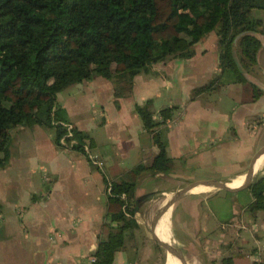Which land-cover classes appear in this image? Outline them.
Returning <instances> with one entry per match:
<instances>
[{
    "label": "crops",
    "instance_id": "0c3cea01",
    "mask_svg": "<svg viewBox=\"0 0 264 264\" xmlns=\"http://www.w3.org/2000/svg\"><path fill=\"white\" fill-rule=\"evenodd\" d=\"M256 14L264 17V11H256ZM207 33L206 37L202 36L194 43L190 57H169L151 63L144 71L137 72L133 76L131 92L124 98L119 97L117 105L112 101L111 82L107 79L109 83L103 85L104 90L101 92L102 82L97 77L76 82L79 85L74 91L85 98L81 103L67 98L58 101L65 108L70 125L86 132L91 138L92 154L96 157L98 165L105 163V160H102L103 155L107 154L105 145L110 144L116 150L119 148L120 159L114 151L115 159L110 162L114 164L107 169L102 166V175L97 170L90 169L89 162L82 153L70 147L55 145L50 128L39 125H17L11 128L8 149L9 157L12 152L14 156L11 158L14 159L10 160L8 157L7 163L19 165L14 167L18 175L27 160L23 155H19L16 148L32 139L38 140L39 145L40 141L44 140L49 149L51 148V157H56L55 165L53 163L52 166L57 173L51 177L50 185H46L41 192V205L36 204L41 210L38 216L22 223L15 218L16 207H9L14 205L13 201L9 202V206L0 204V264L93 262L90 259L94 258L93 251L105 211L107 187L103 176L107 180L118 178L137 163H149L156 152L150 133L142 128L139 116L133 111L135 103L142 104L148 100L147 106L153 117L163 106L175 108L165 120L166 154L170 157V164L175 165L181 155L193 157V160L201 157H224L223 159L227 158L232 163L234 158L240 159L241 154L252 156L254 151L264 144V84L261 81L251 79L263 93L255 101L246 103L239 102L238 83L226 84V88H229L227 94L237 102L227 115V123L220 122L216 115H208L209 112L217 111L215 102L219 97L214 98L212 92L219 87L208 93L190 95L191 88L207 81L219 70L216 35L213 31ZM260 35L257 36L260 38ZM260 41L256 63L251 65L253 68L262 56L264 38H260ZM208 49L213 52L212 65L204 63L201 59ZM66 92L67 97L74 94ZM89 99L99 106L98 110H95V114L101 116L100 121L97 119V124L91 121L92 117H89L84 109L78 108L80 104L86 105ZM253 115L259 116L262 121L256 128L251 125ZM202 116L206 118L200 121ZM87 121H90L91 126L86 124ZM188 122H193V125H188ZM129 123L135 126L134 131L124 133L123 128ZM136 134L141 136L140 142L136 140ZM126 135L130 137L132 146H129V138ZM64 152L69 154V159H61ZM261 165L264 167L263 155L257 165L258 171ZM41 169H44L43 166ZM228 170L230 173L225 176L202 179L241 181L245 169L234 167ZM171 172L169 168L168 173ZM171 174L173 175V172ZM165 175L162 171L142 170L137 175L135 196L140 198L150 193V199L158 190L157 184L154 183L157 179H165L163 181L166 182L177 179L175 174L173 178ZM190 186L195 185H187L185 188ZM199 186L201 185L194 188ZM175 187L166 191L170 193ZM235 187L218 189L230 191ZM241 190L230 195L209 191L210 193L206 194L191 192L178 197L155 226L158 238L173 237L172 243L181 252L185 264H252L256 255L264 251V205L262 208L250 209L246 204H240L236 197ZM26 199L24 196L23 202L18 205L23 206L28 202ZM18 200L21 201L20 198ZM140 203L138 200L133 214L138 227L126 234L124 245L115 251L112 264H156L155 252L148 245V238L145 236L146 220L139 209ZM18 212L20 214V211ZM153 215L150 216V221ZM171 264L180 263L173 258Z\"/></svg>",
    "mask_w": 264,
    "mask_h": 264
},
{
    "label": "trees",
    "instance_id": "16d2710c",
    "mask_svg": "<svg viewBox=\"0 0 264 264\" xmlns=\"http://www.w3.org/2000/svg\"><path fill=\"white\" fill-rule=\"evenodd\" d=\"M256 11H264V0H0V166L17 125L52 129L55 145L79 150L91 163L92 140L76 126L66 127L70 120L56 93L97 74L111 82L114 98L126 96L138 71L169 57H190L209 31L216 35L219 70L191 95L238 82L239 102L255 101L263 90L243 69L256 63V33L264 35V17ZM147 104L133 109L156 152L118 178L103 176L108 191L91 264H112L126 234L138 227L134 208L150 193L135 196L137 175L169 168L165 120L171 108L163 106L153 117ZM245 188L246 205L262 208L264 171ZM252 264H264V257Z\"/></svg>",
    "mask_w": 264,
    "mask_h": 264
},
{
    "label": "rangeland",
    "instance_id": "374dc122",
    "mask_svg": "<svg viewBox=\"0 0 264 264\" xmlns=\"http://www.w3.org/2000/svg\"><path fill=\"white\" fill-rule=\"evenodd\" d=\"M207 35H208V33H205L203 35V37H206ZM256 35H260V34L256 33ZM260 36H261L260 37L261 39L264 38V36L262 34ZM234 50L236 52L235 48H234ZM261 51H262V53H261L262 56L258 58L257 66H254V68H253V66L252 67L250 66L246 70L243 69V74L250 81H251V79H255L256 81H261L264 84V45L262 46ZM235 56H236V54H235ZM201 59H202V61H204V63L212 65V60H213L212 50L208 49L207 53ZM147 67H149V66H147ZM147 67L145 69H147ZM145 69H141L138 72L140 73V72L144 71ZM94 77H97V79L102 82L101 87H103V85L105 86L106 83H109L107 79H105L102 76H99L97 74L92 75L90 77V79H92ZM211 77H212V75H211ZM202 82L205 83L206 81H202ZM203 83H201V84H203ZM228 83H233V82L222 83V84L218 85V87H219L218 90H215L214 92H212V93H214L213 94L214 98L216 96L219 97V99H216L217 101L215 102V103H217L216 105L218 106V108L216 109L217 110L216 113H214L212 111V112H209V114H208V115H216L217 118L220 120V122H226V123L228 122L227 115H229V112L237 105V102L235 101L236 99L233 100L232 97H230L229 94H227V91L229 90V88H226L227 87L226 84H228ZM234 83H238V82H234ZM201 84H199V85H201ZM68 85L56 93V98L59 102H61V100H63V98L75 99L76 102H78V103H81V101L85 100L84 97H81L79 93L76 94V92L74 91V88L77 85H79L78 83L73 82V83H70ZM103 90H104V87L102 89H100L101 92ZM212 90L213 89L207 91V93L212 91ZM66 91H69V92L74 93V94L67 97ZM112 96H113V94H112ZM119 97L124 98L125 96H118L116 98L113 97L112 101L114 104H116V105L118 104L117 100L119 99ZM86 98H88V97H86ZM67 106H69V108H72L70 104H67ZM98 107H99L98 104H95L92 99H89L87 101L86 105H81V104L78 105V108L84 109L86 114L89 115V117L90 116L92 117L91 121L95 122V124H97V119H99V121L101 119V116H97L95 114V110L97 111ZM168 107L171 108V112L175 109L173 106H168ZM133 108H134V104H133ZM133 111H134V109H133ZM93 115H96V116H93ZM177 116H178V114L175 115L176 118H177ZM173 118H174V116H173ZM205 118H206L205 116H202L200 118V121L204 120ZM259 119H260L259 116H256V115L251 116V125H254L255 128L258 125L260 126V123L262 121ZM86 124L88 126H91L90 121H87ZM187 124L193 125V122H188ZM127 125L124 126L123 132L126 133L129 130H130V133L133 132L135 126L132 123H129ZM25 129H27V128H25ZM49 130L53 135L52 129H49ZM116 136H117V134H116ZM128 138H129L128 144H129V146H132L131 142H130V137H128ZM135 138L138 142H140V140H141L140 135L136 134ZM40 144L41 145H39L38 140L32 139L27 144H25V143L21 144V145H19V147L16 148L17 150H19V155H23L27 160L25 162V164L23 165V167L21 169V173H19V175H18L17 171L14 170V167L19 166L17 163L13 164V162L11 161L12 163L6 162L5 165L0 166V204L3 206H7V205L9 206V202L13 201L14 205L11 204L9 207L10 208H12L13 206L16 207V209H15V216L16 217L15 218L18 221H21L22 223L26 219H32L34 216H38L41 213L40 208L36 207V204L41 205V192L46 188V185L47 186L50 185L51 177L57 173V170L54 168V166H52L53 163L55 165V158L56 157L55 158L51 157V155H50L51 148L49 149V147L47 146V143L44 140H41ZM65 147H67V146H65ZM241 148H243V147H241ZM16 149H14V151ZM105 150L107 151V154L103 155V157H102V160H105V163H103V165L102 164L98 165L97 161L95 159L96 157L92 154V152H93L92 147L89 148V153H90V156L92 158L91 163H89V167H91L90 169L92 171L97 170L101 175L103 174V172L101 170L102 166H104L105 169H107L110 165L114 164V163H110L111 161H114V159H115L114 158V151L116 153H118L117 158L120 159L119 148H118V150H116L114 147H111L110 144H107V145H105ZM77 152L81 153L79 150H77ZM111 152H112V155H111ZM247 153H249V152H247ZM12 154L13 153L11 152L10 157H9L10 160L14 159V158H11V156L12 157L14 156ZM68 155H69L68 153L64 152L61 159H63V158L69 159ZM263 156H264V154H263ZM223 158L201 157V159L195 158L193 160V157L191 158L188 156L181 155V156H179V158H177L178 160L175 161V163H176L175 165L173 163L169 165L170 171L173 172V175L171 174L172 172L170 174L168 173L169 168L165 172H162L166 175H170L172 178L175 174L177 176V179H174V180L170 179L168 182L163 181L165 179H157L154 182L157 184V189H158L155 192V194H153V196L150 197V199H140L141 203L139 204L140 207L139 206L138 207L143 212L142 214H144L143 216H145V220H146V228H145L146 235L145 236H146V238H148V240H147L148 245H150V247L155 252L154 258L156 260V264H163V262L165 261L164 260L165 259V253L149 237L148 226L150 223V216L155 213V211L158 209V207L171 195V193L173 191L178 189L184 181L189 182L192 180L202 179V178H206V177H222V176H225L228 173H230L229 172L230 170H228L229 168H234V167H237L240 170H243L248 166L249 160L251 158V154L249 156H244L241 154L240 159L238 158V160H237L236 158H234V161L232 163H230L229 159L227 160V158H225V159H223ZM207 159H209V160H207ZM230 159H233V158H230ZM102 160L100 159L101 163H102ZM41 166H43L44 169H41ZM174 168H175V171H173ZM263 168L264 167L262 166L259 171H257L255 174H252L251 179L256 177L257 175H259L260 173H262L264 171ZM231 175H233V174H231ZM165 176H162V177H165ZM43 178H45V179H43ZM144 182L146 183V181H144ZM173 187H175V189H173L172 192L169 193V191H166V190H170ZM107 191H108V189H107ZM222 191L223 190H221V192ZM195 193L206 194V193H210V192L208 189H206V190L195 192ZM188 194L189 193H183L181 196H185ZM24 196L27 197L26 200L28 202L24 203L23 206L18 205V204H20V202H23ZM19 198L21 199V201L18 200ZM236 198L240 204H247V202L250 199V194H249L248 190L246 188H244L239 192V194ZM25 204H28V206ZM171 205L167 208L168 210L170 209ZM41 208H42V206H41ZM43 209H44V206H43ZM18 211H20V214ZM169 230H170V235L172 237L170 226H169ZM172 238H171V240H172ZM169 243L173 244L172 241Z\"/></svg>",
    "mask_w": 264,
    "mask_h": 264
},
{
    "label": "water",
    "instance_id": "95a60500",
    "mask_svg": "<svg viewBox=\"0 0 264 264\" xmlns=\"http://www.w3.org/2000/svg\"><path fill=\"white\" fill-rule=\"evenodd\" d=\"M263 154H264V144L261 145L260 147H258L254 151V153L252 154V156L249 160L248 166L245 168V170L243 172L241 182L234 189H232L230 191H222L221 192V190H219L218 187H216L215 185L212 184V183H221L222 181L211 180V179H196V180H192L189 182L184 181L178 189H176L175 191H173L171 193V195L155 211L154 215L151 218L149 228H148L149 237L164 251L165 258H166V255H169V256L173 257L174 259L178 260V262L180 264H185V261L182 257L181 252L179 251V249L174 244H170L169 242L168 243L162 242L158 238V236L155 232V226L157 225L159 218L166 211V209L178 197H180L184 193L183 192L184 188L187 185H203L209 191H211L213 193H219V194H223V195L233 194V193H235L241 189H244L250 183L251 177H252V175L250 173L251 165L258 156L263 155Z\"/></svg>",
    "mask_w": 264,
    "mask_h": 264
},
{
    "label": "bare ground",
    "instance_id": "6f19581e",
    "mask_svg": "<svg viewBox=\"0 0 264 264\" xmlns=\"http://www.w3.org/2000/svg\"><path fill=\"white\" fill-rule=\"evenodd\" d=\"M261 157H262V155H260V156H258L254 161V165H253V167H252V169L250 170V173H251V175L252 174H255L257 171H258V169H257V165H259L260 164V159H261ZM256 162H257V164H256ZM255 164H256V166H255ZM254 167H255V169H254ZM261 167H262V165H261ZM241 181H222L221 183H212L213 185H215L216 187H218V188H227V187H231V186H237L239 183H240ZM198 186V185H197ZM194 187H196V185L195 186H190V187H188V188H185L184 190H183V192L184 193H191V192H199V191H203V190H206L207 188L205 187V186H203V185H201V186H199V187H197V188H194ZM165 213V212H164ZM164 213L161 215V216H163L164 215ZM159 239L162 241V242H165V243H168V242H171L172 240H171V238H168V237H162V236H160L159 237ZM173 261V257H171V256H169V255H166V258H165V264H171V262Z\"/></svg>",
    "mask_w": 264,
    "mask_h": 264
},
{
    "label": "built area",
    "instance_id": "2783aa9c",
    "mask_svg": "<svg viewBox=\"0 0 264 264\" xmlns=\"http://www.w3.org/2000/svg\"><path fill=\"white\" fill-rule=\"evenodd\" d=\"M66 127L67 128H70V124H67ZM259 254L260 255H256L255 261H261L263 259V257H264V251L262 253H259ZM90 260L92 262L94 260V258H91Z\"/></svg>",
    "mask_w": 264,
    "mask_h": 264
}]
</instances>
